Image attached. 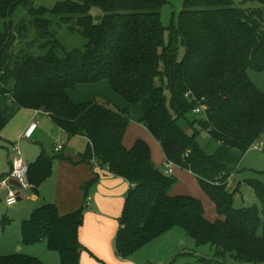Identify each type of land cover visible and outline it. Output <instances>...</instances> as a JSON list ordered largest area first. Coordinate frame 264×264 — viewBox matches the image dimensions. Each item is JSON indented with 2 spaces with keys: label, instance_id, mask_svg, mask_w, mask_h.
I'll return each mask as SVG.
<instances>
[{
  "label": "trees",
  "instance_id": "16d2710c",
  "mask_svg": "<svg viewBox=\"0 0 264 264\" xmlns=\"http://www.w3.org/2000/svg\"><path fill=\"white\" fill-rule=\"evenodd\" d=\"M252 1L259 6L184 0L177 25L165 27L161 9L170 0H60L53 6L38 0H0L1 94L12 101V111L39 110L69 138L85 136L88 147L82 160L91 163L94 156L132 185L115 239L120 257L127 259L180 227L198 245L214 246L215 256L201 258L202 264H226L228 258L264 263V183L245 179L259 204L242 207L234 205L240 185L229 188L238 169L235 151L244 155L264 135V91L249 75L250 69L264 71V0H243ZM93 8L100 14H92ZM22 12L26 18L16 22ZM27 17L36 31H29ZM63 27L86 38L82 49H69L60 41ZM103 80L128 106H114L105 98L72 99L70 92L78 85ZM200 102L206 111L188 120ZM130 106L142 110L140 121L160 143L166 164L198 177L219 218L209 219L198 197L171 194L178 180L156 166L146 140L125 145ZM7 115L0 110V138ZM181 119L188 120L192 133L179 124ZM198 126L218 144L214 152L200 144ZM59 154L43 150L29 164L36 192L51 176ZM85 189L84 205L70 213H60L55 203L35 209L22 222V243L45 241L58 252L61 264H81L86 248L79 230L89 187ZM9 220L4 216L0 223ZM0 264L46 263L16 252L0 255Z\"/></svg>",
  "mask_w": 264,
  "mask_h": 264
},
{
  "label": "crops",
  "instance_id": "0c3cea01",
  "mask_svg": "<svg viewBox=\"0 0 264 264\" xmlns=\"http://www.w3.org/2000/svg\"><path fill=\"white\" fill-rule=\"evenodd\" d=\"M70 95L75 102H84L93 98H105L114 106H128L124 98L111 88L107 80L95 84H80L75 90L70 92ZM10 103L12 106L11 100ZM8 106V103L0 101V110L4 111ZM8 108L11 109V107ZM139 108V106H130L131 120L127 130V138L124 139V143L127 147H131L137 138H143L149 144L154 137L140 121L143 113ZM7 117L8 123L1 132V141H3V144H0V149L2 150L1 152H3L4 160L0 158V177L9 173L10 168H6L5 158H7L8 155V162L10 164V148L14 142L20 141L23 158L30 164L36 160L43 150H45L42 144L40 146L38 145L37 139H39V136L45 133V131H50L55 137L61 138L58 139L53 146V151H55V153L52 156H56L58 153H60V156L56 157L53 161L51 176L38 187V192H36L34 186H32L25 191L24 196L15 204L8 205L6 202L7 206L13 207L18 205L19 201L26 197L27 191L32 190L27 201L29 204L21 214L22 219H27L32 210L34 211L48 203H55L60 213L66 214L84 205L86 194L85 187H89V204L85 208L84 222L79 230L80 241L86 248L81 255V264H151L150 254L152 250H150L148 246H150L149 244L156 240V238L144 245L127 259L118 255L115 239L120 227V218L124 210L126 196L132 185L124 177L112 173L108 167L101 166L99 163L94 164L82 160V154L88 147V139L82 135L69 138L64 130L53 123L49 115L43 112L36 113V110L33 109L21 108L14 111L13 114L7 115ZM17 117L18 120L16 124L11 125V122H15ZM39 117L41 118L40 120ZM33 123H36V127L31 131L30 136L25 137L24 135L31 128ZM34 134H37L35 140L33 139ZM76 139H80L82 143H80L81 145L78 148L71 149L69 145ZM62 142L64 143V148L57 152L55 147ZM46 152L49 154L48 151ZM3 193L7 194L8 188L0 184V194L3 195ZM189 193L190 192L178 193L176 189L171 191L173 195ZM249 195H251L250 192ZM1 215L3 217L5 216L0 212V217ZM207 217L211 220H215L208 215ZM24 220H22V222ZM7 224H9L8 221H6V225ZM6 225H2L3 228L0 229V251H2L0 253H24L21 248H18L19 250L15 252V249L20 245V240L18 239L16 243L12 240H8L10 236L9 233H7V227L9 226ZM168 232H170V230ZM5 236H8V238L2 239L3 237L5 238ZM24 246H33V249H29L25 254L38 256L46 264H61L59 254L55 255L56 251L50 250L45 241ZM143 248H145V251H142ZM56 258H58V263H56Z\"/></svg>",
  "mask_w": 264,
  "mask_h": 264
},
{
  "label": "rangeland",
  "instance_id": "374dc122",
  "mask_svg": "<svg viewBox=\"0 0 264 264\" xmlns=\"http://www.w3.org/2000/svg\"><path fill=\"white\" fill-rule=\"evenodd\" d=\"M57 1L60 0H38L39 3L47 5V6H53ZM235 2L236 6L239 7H245V6H251V7H257L259 6V3L257 1H252L248 3H244L243 0H233ZM184 0H170L169 3L165 4L161 9V19L162 23L165 27H171L173 25H177L178 21V13L182 8ZM91 13L96 15L100 14V11H98L97 8H93L91 10ZM26 18V13L22 12L19 13L16 22L24 20ZM27 26L30 28L29 31H36V29L30 25L29 18L27 17ZM2 30V26L0 27ZM58 38L60 41L67 47V48H83L84 44L86 42V38L82 37L78 32L69 31L66 28H62L59 30ZM166 40H169V32L166 33ZM249 75L251 79L254 81V83L264 91V71H256V70H249ZM2 92V85L0 84V94ZM0 101H3L5 103H8V107H11L10 98L0 95ZM6 107L5 111H7V114H13L14 111L12 109H9ZM140 109V108H139ZM201 117V114H194L190 113L188 115V120H193L194 118ZM41 118L39 117V120ZM18 120V117L15 122H11V125H15ZM188 120L181 119L179 121V124L189 133L193 132V129L188 124ZM143 127V126H142ZM199 128V135L198 140L200 144L205 147L208 152L212 153L217 148L218 144L215 142L209 141V135L208 132L198 126ZM128 132L126 134L125 139L127 138ZM37 134L33 135V139H36ZM2 137V136H1ZM37 139L38 145H43V148L49 152L50 155H54V144L58 139H61L60 137H55L50 131H45L41 136ZM262 140H264V135ZM259 138V139H260ZM138 139V138H137ZM145 140V139H144ZM82 143L80 139H76L70 143V148H78ZM0 144H3V141H1L0 138ZM134 144V143H133ZM10 145V144H9ZM149 145L151 146L152 155H153V161L156 164L157 167L161 168L163 171L166 169V158L164 156L163 150L160 147L159 143L154 139L151 142H149ZM0 149V158L4 160L3 158V152ZM237 155L236 159V165L238 164L237 172L234 174L231 180V187H229L231 190H234V188L237 185H240V189L235 192L234 197V205L236 207H242V206H248L252 205L254 203L259 204V200L252 188H250L246 183V178H253L257 179L264 183V146L261 150L250 148L244 155H240L239 151H235ZM7 155V154H6ZM241 157L240 162L238 163L239 159ZM6 159V168H10V164L8 162V155ZM238 160V161H237ZM28 163V162H27ZM11 169V168H10ZM9 169V172H10ZM172 176H175V178L178 180V182L171 188V191L174 189L178 190V193H187L193 194L194 196H197L200 198L204 204L205 210L207 215L212 219L219 218L216 206L212 199L209 197V195L204 191L202 188L200 181L198 177L190 172L189 170H186L180 166L174 167V173ZM194 192V193H193ZM249 192L251 195H249ZM32 193V190L27 191L26 197L19 201L18 205H15L13 207H9L6 204V193L0 194V212H2L3 215L7 216L9 220V224L6 226L8 230L7 233H9L8 236L3 237L2 239L8 238V240H12L15 243L18 242L17 240H20V245L15 249V252L18 251V248H21V250L25 253L29 249H33V246H24L22 243V239L20 236V225L22 223L21 214L23 213V210L26 209V206L29 204L28 197ZM33 210L31 211V213ZM31 215V214H30ZM30 215L28 218H30ZM3 218L1 215L0 219ZM27 218V219H28ZM3 226L0 224V229H2ZM20 237V238H19ZM149 249L151 251V257L150 260L152 261L151 264L156 263H165V264H202L201 258H212L214 257V246L211 244H201L198 245L195 240L189 236L183 229L180 227H174L170 230V232L165 233L164 235L156 238L151 244ZM46 251V250H45ZM142 251H145V248H143ZM2 252V251H0ZM13 252V251H12ZM55 255H58L57 252H55ZM2 254V253H0ZM9 253H3L2 255H7ZM49 255V254H48ZM51 255V254H50ZM38 257V256H37ZM58 257V256H55ZM50 260V259H49ZM50 262V261H49ZM226 264H257V263H250V262H235L233 259H227ZM56 263H58V258H56ZM52 264V263H51ZM225 264V263H224ZM264 264V263H262Z\"/></svg>",
  "mask_w": 264,
  "mask_h": 264
},
{
  "label": "built area",
  "instance_id": "2783aa9c",
  "mask_svg": "<svg viewBox=\"0 0 264 264\" xmlns=\"http://www.w3.org/2000/svg\"><path fill=\"white\" fill-rule=\"evenodd\" d=\"M206 106L200 102L199 105H197L193 109L194 114H201L206 111ZM39 110H36V113H39ZM36 127V123H33L31 125V128L26 132L24 135L25 137L30 136L31 131ZM264 146V140L262 138L257 139L254 141L251 145L250 148L258 149L261 150L262 147ZM64 148V143H59L56 147L55 150L57 152L61 151ZM10 164H11V169L10 172L3 176L0 177V184L4 187L8 188V193H7V198L6 202L8 205H13L15 204L22 196H24L25 191L28 190L33 186L31 181L29 180L28 177V172H29V163L25 161L22 155V150L20 146V141H16L12 144L10 148ZM91 163L97 164L98 161L96 157H91L90 159ZM176 164L170 162L167 164L166 169L163 171L165 174L172 175L174 172V167ZM15 181L17 184H12L11 181ZM87 204H89V201H87ZM156 264H165L163 262L161 263H156Z\"/></svg>",
  "mask_w": 264,
  "mask_h": 264
},
{
  "label": "water",
  "instance_id": "95a60500",
  "mask_svg": "<svg viewBox=\"0 0 264 264\" xmlns=\"http://www.w3.org/2000/svg\"><path fill=\"white\" fill-rule=\"evenodd\" d=\"M8 21H9V18H8ZM11 183H12V184H17V183H16L15 181H13V180L11 181Z\"/></svg>",
  "mask_w": 264,
  "mask_h": 264
}]
</instances>
